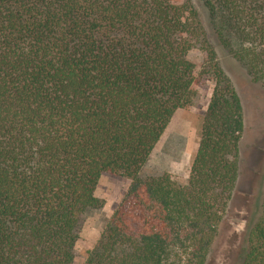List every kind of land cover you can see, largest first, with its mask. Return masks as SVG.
<instances>
[{
  "label": "trees",
  "instance_id": "trees-1",
  "mask_svg": "<svg viewBox=\"0 0 264 264\" xmlns=\"http://www.w3.org/2000/svg\"><path fill=\"white\" fill-rule=\"evenodd\" d=\"M0 0V264H71L103 172L129 184L82 264H207L240 175L243 108L218 49L264 85V0ZM213 82L188 176L140 170ZM238 264H264V186ZM252 215V216H253Z\"/></svg>",
  "mask_w": 264,
  "mask_h": 264
},
{
  "label": "rangeland",
  "instance_id": "rangeland-1",
  "mask_svg": "<svg viewBox=\"0 0 264 264\" xmlns=\"http://www.w3.org/2000/svg\"><path fill=\"white\" fill-rule=\"evenodd\" d=\"M192 1L202 17L205 16L201 2ZM217 55L239 95L244 130L239 142L240 175L213 237L207 264H238L245 225L251 221V217L257 216L253 214L258 212L259 197L264 186V85L250 81L245 69L221 49H218ZM187 58L196 67L197 93L187 108L174 111L141 168V177L166 172L174 181L182 183L188 176L213 82L206 73L201 72L205 60L202 51L192 49ZM128 184L129 179L117 174L103 172L100 175L94 195L102 200V206L88 208L79 217L74 228L76 240L71 264L84 262L88 250L94 245Z\"/></svg>",
  "mask_w": 264,
  "mask_h": 264
}]
</instances>
